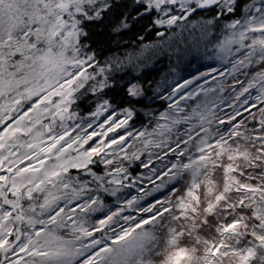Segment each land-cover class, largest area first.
<instances>
[{"label": "snow or ice", "instance_id": "1", "mask_svg": "<svg viewBox=\"0 0 264 264\" xmlns=\"http://www.w3.org/2000/svg\"><path fill=\"white\" fill-rule=\"evenodd\" d=\"M0 264H264V0H0Z\"/></svg>", "mask_w": 264, "mask_h": 264}, {"label": "trees", "instance_id": "2", "mask_svg": "<svg viewBox=\"0 0 264 264\" xmlns=\"http://www.w3.org/2000/svg\"><path fill=\"white\" fill-rule=\"evenodd\" d=\"M165 64H166V62H165Z\"/></svg>", "mask_w": 264, "mask_h": 264}]
</instances>
